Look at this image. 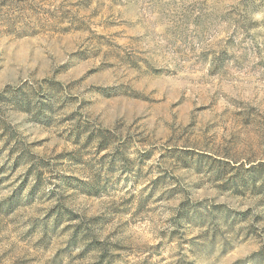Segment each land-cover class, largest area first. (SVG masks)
<instances>
[{"label":"rangeland","instance_id":"obj_1","mask_svg":"<svg viewBox=\"0 0 264 264\" xmlns=\"http://www.w3.org/2000/svg\"><path fill=\"white\" fill-rule=\"evenodd\" d=\"M0 264H264V0H0Z\"/></svg>","mask_w":264,"mask_h":264}]
</instances>
